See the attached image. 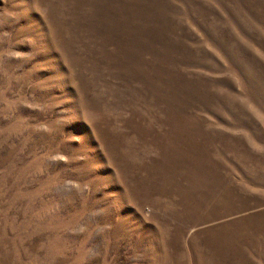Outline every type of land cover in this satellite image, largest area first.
<instances>
[{"label": "rangeland", "instance_id": "rangeland-1", "mask_svg": "<svg viewBox=\"0 0 264 264\" xmlns=\"http://www.w3.org/2000/svg\"><path fill=\"white\" fill-rule=\"evenodd\" d=\"M0 264H264V0H0Z\"/></svg>", "mask_w": 264, "mask_h": 264}]
</instances>
